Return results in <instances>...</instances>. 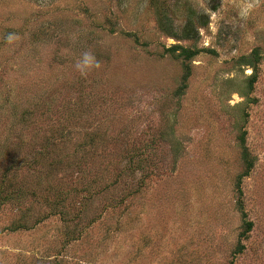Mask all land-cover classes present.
I'll return each mask as SVG.
<instances>
[{
	"label": "rangeland",
	"instance_id": "obj_1",
	"mask_svg": "<svg viewBox=\"0 0 264 264\" xmlns=\"http://www.w3.org/2000/svg\"><path fill=\"white\" fill-rule=\"evenodd\" d=\"M0 264H264V0H0Z\"/></svg>",
	"mask_w": 264,
	"mask_h": 264
},
{
	"label": "clouds",
	"instance_id": "obj_2",
	"mask_svg": "<svg viewBox=\"0 0 264 264\" xmlns=\"http://www.w3.org/2000/svg\"><path fill=\"white\" fill-rule=\"evenodd\" d=\"M19 39V35L15 32H9L5 37V41L9 45L14 44ZM75 67L82 76L86 77L91 71L100 70L102 68V63L93 52L84 51L77 60Z\"/></svg>",
	"mask_w": 264,
	"mask_h": 264
},
{
	"label": "trees",
	"instance_id": "obj_3",
	"mask_svg": "<svg viewBox=\"0 0 264 264\" xmlns=\"http://www.w3.org/2000/svg\"><path fill=\"white\" fill-rule=\"evenodd\" d=\"M174 48H176V49L181 48L183 50L182 52H184V54H185L184 57L187 59L191 58L192 56H194L196 54L195 51H193L191 49L184 48L181 45H175ZM248 156H249V151H248V149L245 148L244 157H245V163L247 165V171L246 172H248L249 167H252V165H253V162L248 160V158H249Z\"/></svg>",
	"mask_w": 264,
	"mask_h": 264
}]
</instances>
